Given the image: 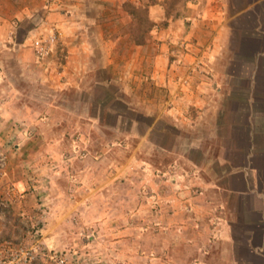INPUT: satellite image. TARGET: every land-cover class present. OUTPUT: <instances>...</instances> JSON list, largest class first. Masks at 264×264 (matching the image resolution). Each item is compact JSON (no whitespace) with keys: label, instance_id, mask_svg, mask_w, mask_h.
<instances>
[{"label":"crops","instance_id":"crops-1","mask_svg":"<svg viewBox=\"0 0 264 264\" xmlns=\"http://www.w3.org/2000/svg\"><path fill=\"white\" fill-rule=\"evenodd\" d=\"M169 1L0 0V138L19 135L16 124L81 121L59 100L70 90L103 89L90 100L98 118L85 121L127 125L118 146H94L83 130L91 140L69 151L51 136L32 168L43 176L35 194L0 213V246L29 232L18 227L25 216L44 221L36 264H51L50 251L67 264L88 254L94 264H264V0H183L166 17ZM41 22L60 34L49 59L29 46ZM10 58L49 92L43 110L20 97ZM9 165L21 188L23 166ZM84 225L96 232L87 243Z\"/></svg>","mask_w":264,"mask_h":264},{"label":"rangeland","instance_id":"rangeland-1","mask_svg":"<svg viewBox=\"0 0 264 264\" xmlns=\"http://www.w3.org/2000/svg\"><path fill=\"white\" fill-rule=\"evenodd\" d=\"M43 13H44L43 11H36L35 12L36 18L37 19L42 18ZM39 21L37 20L36 25L37 23H40ZM143 22L144 21H142V23ZM28 26H30V23L26 21L23 24V26L20 29H18L17 31L18 38L23 36V34L25 33V30L28 29ZM51 29H54L55 31L59 33L58 28L54 27L53 25L48 26V24H45L43 26L42 22L39 26L35 27L34 34L32 36H29V38L31 39L29 46L32 51L34 50L33 45H32L34 40L38 38H42V39L45 38V36ZM135 31H137V29H135L134 32ZM58 43H59V40L57 41V44ZM50 57L51 56H48L47 59H49ZM9 61H10L9 71L12 73L13 83H15L17 89L19 90V93L21 94L20 97L24 99L26 102H31V103L34 102L35 104H37V106H40L41 104L42 108L40 106L39 110H43L44 108V106L42 105L43 100L44 98H48L50 96L49 92L44 91V88L42 87V85H40L38 81H36L37 79L33 77V74L24 73L26 67H23V68L18 67L16 62L13 59L11 60V58ZM58 61L59 60L55 62V65H58L57 64ZM114 91L116 90L115 89L112 90V88L109 90L110 93L112 94L116 93L118 94V96H121V92L119 91L114 92ZM103 93L104 92L102 88L94 89V90L92 89L89 91H84L82 93H76L71 90L61 93L62 96L61 95L60 96L62 99L60 98L59 100L64 101L65 110L66 109L74 110L75 108H78L80 111H82L83 119L79 121L78 123L75 122L73 118H69V119L66 118L62 126L61 125L56 126L55 130L53 131H51L49 124L46 125L47 127L45 126L38 127V130L35 128L33 129L29 126L27 127L26 125L16 124L19 135H16L15 137L11 136V137L0 138V181L7 180L2 190V193H1L2 195L0 197V213H7L8 210H10L12 206L19 205L22 201V196L27 194L26 196L30 197V196H33V194H35V192H33L34 189L32 185L38 184V182H36L35 180H38L43 176L41 175V176L34 177L32 168H34L33 167L34 164L39 165V164L45 163L43 149L46 146H48L51 136L55 135L57 139L59 140V142L55 144L58 148L60 147L63 149L67 148L69 149V151L70 150L73 151V148H76V149L83 148L84 149V147L86 146V143H88V141L91 140L89 138L88 140L87 138H84V140L80 139V134H81L80 131H83V130L93 133V138H92L93 140L91 141L93 142L94 146H98L99 148L107 147V145L108 146L109 145L118 146L117 144L121 145V143L123 142V139H121L122 134L120 132L126 129L127 127L126 124L118 122L115 125L112 118H109V122H108V120H106V117L101 118L102 120H101V123L99 122V124H96V123L93 124V123H89L85 121V118H87L86 115L88 113H90L89 115H91V117L93 116L96 117L95 114L98 111L95 105L93 106L91 101L96 97L103 98L104 97ZM58 97L59 96H55L56 99H58ZM121 98L125 99L126 97L121 96ZM126 100L131 101L129 98H126ZM88 102H91L90 105ZM97 118L98 117H96V119ZM57 125H59V123ZM142 129L144 128L142 127ZM92 142H89V145L92 144ZM130 142H133V139ZM135 142L136 140L134 139V143ZM15 149H16L17 154H15L14 158L10 157L9 153L12 152L14 154ZM61 157H62L61 155H58L57 161H59ZM72 157L73 156H69V158H72ZM164 157H165L164 159L167 162L171 160L170 156L168 157L164 156ZM161 158H163V155L161 156ZM10 161L23 166L22 167L23 174L21 175V178H22V181L24 182V185H22L21 188L18 187L17 184H15L16 182L11 180V178L7 177L6 175L8 171V166H10L9 165ZM38 190H42V189H38ZM32 204L33 206H35V210L37 211L43 210L46 207L45 202L41 200H37L35 203H32ZM43 222L44 221H42L41 219L38 224L36 225L34 224L32 226L30 225L31 222H29V219H27L24 216V219L20 220V222L18 223V227H20L21 229L27 230V232L28 231L29 232L20 239V242L16 241L15 239L16 236H14L15 237L14 238L12 235H10L9 238H7V240L3 242V244L7 241L15 245L23 244L28 247L36 243L40 244L39 243V239H40L39 228L43 226ZM11 225H17V224L14 222V223H11ZM32 228H34V231L35 230L39 231V236L36 235L34 231L31 233L30 229ZM90 238H92V240L96 238L95 229L91 225H84L83 234L81 235L80 239L83 243H87V239H90ZM51 253H56L57 255H62L63 257H65L64 256L65 252L50 251L49 254ZM43 254L45 255L44 249L41 255H38V257H36V260H34L32 264H36L40 262L41 260L40 258L41 256H43ZM65 259H66V264H67V258L65 257ZM51 262H52L51 264H55L53 261ZM85 264H94V262H92L91 255L88 254L85 256Z\"/></svg>","mask_w":264,"mask_h":264},{"label":"built area","instance_id":"built-area-1","mask_svg":"<svg viewBox=\"0 0 264 264\" xmlns=\"http://www.w3.org/2000/svg\"><path fill=\"white\" fill-rule=\"evenodd\" d=\"M58 40L59 33L54 29H51L45 38L34 40L32 45L37 58L44 59L50 56ZM185 47V43L181 44L183 50H185ZM154 206L152 210L158 211L159 207L156 204ZM35 234L39 236V231L35 230ZM42 251L43 247L38 243L28 247L23 244L15 245L7 241L0 246V264H32L36 257L41 255ZM48 257L55 264H66V259L62 255L51 253Z\"/></svg>","mask_w":264,"mask_h":264},{"label":"trees","instance_id":"trees-1","mask_svg":"<svg viewBox=\"0 0 264 264\" xmlns=\"http://www.w3.org/2000/svg\"><path fill=\"white\" fill-rule=\"evenodd\" d=\"M183 0H170L169 2H167L166 3V17H168L171 13H173V11H175V6H176V4L177 3H180V2H182ZM145 16H146V12L145 11H141V13H140V15H139V17L141 18V20L142 21H146V18H145ZM148 23V22H147ZM166 25V23H163V26H165ZM151 27V25H149V23H148V29ZM131 31H132V33L133 34H136V39L137 40H139L138 39V37L140 36V35H143L142 34V30H140L139 31V29H137V31H135L134 32V29H132L131 28ZM113 96L114 97H116L117 99H120V96H118V94H113ZM115 101V100H114Z\"/></svg>","mask_w":264,"mask_h":264}]
</instances>
